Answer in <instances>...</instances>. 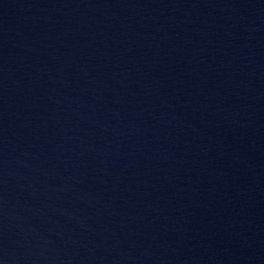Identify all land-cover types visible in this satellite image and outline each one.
Here are the masks:
<instances>
[{"label":"water","instance_id":"water-1","mask_svg":"<svg viewBox=\"0 0 264 264\" xmlns=\"http://www.w3.org/2000/svg\"><path fill=\"white\" fill-rule=\"evenodd\" d=\"M0 264H264V0H0Z\"/></svg>","mask_w":264,"mask_h":264}]
</instances>
